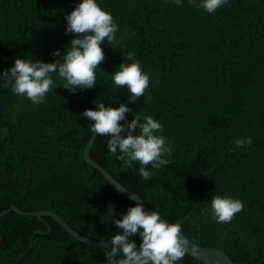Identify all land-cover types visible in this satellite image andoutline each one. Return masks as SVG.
I'll list each match as a JSON object with an SVG mask.
<instances>
[{"label": "trees", "instance_id": "trees-1", "mask_svg": "<svg viewBox=\"0 0 264 264\" xmlns=\"http://www.w3.org/2000/svg\"><path fill=\"white\" fill-rule=\"evenodd\" d=\"M118 25L101 43L105 58L92 88L55 83L41 103L11 91L0 79V212L51 210L78 233L108 240L114 219L135 203L83 159L92 131L85 109L118 106L132 95L109 77L120 62L138 60L150 76L144 95L128 104L133 116L161 121L166 163L150 179L140 164L118 159L108 134L96 135L89 157L137 193L182 234L222 249L239 264H264V0H227L208 13L201 0H97ZM78 0H0V72L14 58L60 59L77 34L65 16ZM123 123V121H120ZM128 131V130H127ZM123 132L122 134H126ZM252 143L238 146L239 137ZM215 196L244 203L229 222L211 213ZM35 230L29 248L31 235ZM139 246V235L130 237ZM29 248V249H28ZM106 248L88 246L47 215L0 216V264H106ZM179 264H204L188 253Z\"/></svg>", "mask_w": 264, "mask_h": 264}, {"label": "clouds", "instance_id": "clouds-1", "mask_svg": "<svg viewBox=\"0 0 264 264\" xmlns=\"http://www.w3.org/2000/svg\"><path fill=\"white\" fill-rule=\"evenodd\" d=\"M183 0H175L177 5ZM227 0H201V7L208 13L215 12ZM65 32L75 33L70 45L61 52L56 49L53 55L62 60L43 61L26 60L19 56L14 58L13 65L0 72V79L11 85V91L28 97L33 103L44 101L46 93L55 83L53 73L66 81L65 88H92L96 85V69L104 60L105 54L101 43L116 40L118 25L112 14L103 9L97 0H78L73 10L66 14ZM114 86H126L128 91L138 98L144 95L149 87L150 76L142 71L138 61L120 62L118 68L109 77ZM130 99L132 97H129ZM95 108L85 109L82 113L91 121L90 130L100 136L108 134L107 148L116 154L118 159L132 164H140L139 175L150 179L149 165L154 168L166 163L163 153L168 151L165 137L159 133L163 128L161 121L152 115H137L127 122L120 123L130 113L125 103L119 106L95 104ZM125 127L128 131L122 134ZM251 137L242 136L235 140L238 146L251 144ZM117 191L121 186L116 187ZM129 200H136L135 194ZM211 213L220 222H229L234 215L244 208L239 198L215 196L211 201ZM117 231L110 237L111 246L107 247L106 264H179L187 253L186 240L182 237V226L179 221L170 222L160 212L145 210L142 202L129 206L121 218L114 219ZM141 238L139 246L130 239L133 235Z\"/></svg>", "mask_w": 264, "mask_h": 264}, {"label": "water", "instance_id": "water-1", "mask_svg": "<svg viewBox=\"0 0 264 264\" xmlns=\"http://www.w3.org/2000/svg\"><path fill=\"white\" fill-rule=\"evenodd\" d=\"M136 61H138V60H136ZM139 64H140V62H139ZM140 66H141V64H140ZM141 69H142V67H141ZM129 97H132V98L130 99ZM129 97L124 99L121 103H125L128 105L137 99L132 95H130ZM127 122H128V119L125 116L123 123L125 125H127ZM127 130H128L127 127H125L123 132H126ZM95 137H96V134H94L92 132L87 143L85 144V146L83 148V159H84V161L88 165L99 170V172L102 174V176L108 181V183L113 188L116 189V187L118 185H120L121 190L118 191L120 194H122L126 198H128L129 195H131V194H135L137 196V199L131 200V201H133L134 203L142 202L144 204L145 210H147L149 212L152 211L153 209L151 207H149L147 205V203L137 193H134L131 190H129L128 188H126L125 186H123L116 179H114V177L111 174H109L103 167H101L100 164H98L96 161H94L93 159H91L89 157V151H90V148H91V146L95 140ZM8 211H14L18 214L25 215V216H33L34 215L37 218H40L42 215H47V216L51 217L53 220H55L57 223H59L76 240H78V241H80V242H82L88 246H94V247H99V248H107V247L111 246L110 239H108V240H95V239L86 237V236L78 233L77 231L72 229L68 225V223L61 218V216L57 215L56 213H54L51 210H38V211L28 210V211H24L15 205H11L9 208L2 210L0 212V216H3ZM37 233H42V232L39 230H35L33 232V234L31 235V238H30L29 248L32 245L34 234H37ZM181 235L186 240L185 247L187 248V253L190 256L194 257L195 259L203 262L204 264H239L238 262L233 261L222 249L217 248V247H212V246H202V245L196 244V243L192 242L191 240H189L188 238H186L182 233H181ZM24 253L25 252L19 253L18 256L15 258V260L12 262V264H17L19 258Z\"/></svg>", "mask_w": 264, "mask_h": 264}]
</instances>
